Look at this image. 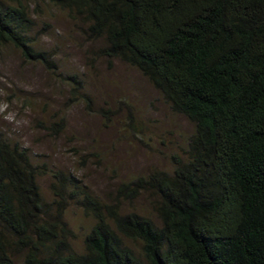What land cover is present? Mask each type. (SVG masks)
Segmentation results:
<instances>
[{
	"label": "trees",
	"instance_id": "obj_1",
	"mask_svg": "<svg viewBox=\"0 0 264 264\" xmlns=\"http://www.w3.org/2000/svg\"><path fill=\"white\" fill-rule=\"evenodd\" d=\"M47 1L83 19L101 55L137 69L194 133L172 172L117 191L118 200L152 195L157 223L100 204L62 172L47 203L44 170L26 147L0 139V264H264V0ZM29 7L0 0V48L49 67L30 37ZM67 197L94 220L82 253L71 249L63 210L52 213Z\"/></svg>",
	"mask_w": 264,
	"mask_h": 264
},
{
	"label": "rangeland",
	"instance_id": "obj_2",
	"mask_svg": "<svg viewBox=\"0 0 264 264\" xmlns=\"http://www.w3.org/2000/svg\"><path fill=\"white\" fill-rule=\"evenodd\" d=\"M26 2L34 47L51 64L28 61L12 46L0 48V139L26 147L44 170L38 183L47 203L55 200L52 176L62 172L100 204L116 202L122 213L157 223L152 195L118 200L117 191L151 172H172L174 158L186 160L193 124L137 69L103 57L102 41L87 38L83 19L47 0ZM69 76L82 83L80 90H73ZM66 199L61 207L53 204L52 213L63 210L71 249L82 253L94 220L79 198ZM126 243L141 253L140 242Z\"/></svg>",
	"mask_w": 264,
	"mask_h": 264
}]
</instances>
